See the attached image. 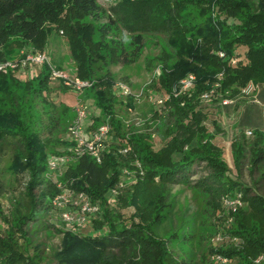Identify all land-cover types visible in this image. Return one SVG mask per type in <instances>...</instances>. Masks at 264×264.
<instances>
[{
  "label": "trees",
  "instance_id": "16d2710c",
  "mask_svg": "<svg viewBox=\"0 0 264 264\" xmlns=\"http://www.w3.org/2000/svg\"><path fill=\"white\" fill-rule=\"evenodd\" d=\"M65 1L90 20L69 26L75 65L65 71L93 83L79 100L94 109L91 129L110 123V147L101 164L85 154L53 177L49 161L65 153L66 117L75 110L51 99L47 65L28 78L0 74V199L7 196L11 204L6 215L0 210V264H205L209 255L228 264H264L258 262L264 256V120L254 110L264 106V0H120L111 7L109 0ZM57 2L0 0V61L15 60L5 52L15 39L46 48L56 20L50 7ZM120 4L136 6L133 15L116 18L112 7ZM143 16L153 21L151 29ZM124 31L131 34L132 50L119 39ZM148 34L165 45L156 54L160 75L149 85L156 95L171 93L190 74L196 82L192 91L154 110V128L134 124L127 131L119 118L117 80L106 66L115 53L120 67L137 63ZM205 93H212L209 100ZM126 99L128 107L136 106L135 97ZM232 110L240 119L226 145L220 120ZM6 158L18 187L7 180ZM176 186L206 198L214 225L201 224L197 213L180 205ZM63 193H85L100 205L90 220L92 233L62 221L68 209H56L52 201ZM210 237L220 238L219 246Z\"/></svg>",
  "mask_w": 264,
  "mask_h": 264
},
{
  "label": "rangeland",
  "instance_id": "374dc122",
  "mask_svg": "<svg viewBox=\"0 0 264 264\" xmlns=\"http://www.w3.org/2000/svg\"><path fill=\"white\" fill-rule=\"evenodd\" d=\"M62 2L54 4L56 7H50L51 12L55 13V21H54V28L51 32V34L48 35L47 37V45L44 50H35L33 45H23L22 43H19V40L15 39L12 41V43L5 48V52L11 56L13 59L18 60L21 57H23L24 53L30 52V51H43L47 53L48 57L50 58V61L57 67H63L64 70H69L68 67L73 68L74 63L71 60V54H70V47H69V42L68 38L71 35V31L69 26L70 25H80L82 23H88L90 20L86 17H82V15H76L73 11H71L70 7L68 4H66L65 0H61ZM102 3L103 1L106 2L108 0H101ZM111 1L110 7L114 3H118L120 0H109ZM133 1L134 5H137L141 3V0H131ZM108 3V2H106ZM105 4V3H104ZM128 6L124 4H120L119 6L112 7L114 10L116 8L115 12V17L119 18V16H132L133 11L136 9V6ZM58 10V12H56ZM72 14V15H70ZM132 18V17H130ZM144 21L142 24H145L146 28L149 30L151 29V25L153 21H147L146 17L143 16L142 18ZM106 23V22H105ZM109 23V22H107ZM144 26V25H143ZM139 27V26H138ZM137 29V27H136ZM146 29V30H147ZM119 39L123 41L126 47H128L130 50H132V38L131 34L129 31L127 32H122L119 36ZM96 41L100 40V35L96 33L95 39ZM108 42L110 41L109 39H102V42ZM165 49L164 43L157 37H154L153 35H146L145 37V48L143 50L142 56L138 60L137 63L127 66V67H120L117 64V54H111L108 58V65L106 66L110 68L111 73L114 74L116 77L117 82H124L126 83L133 91L134 95H140L143 93L142 97L140 100H136V106L128 107V99L126 98H121L120 96H117V103L118 107H120L119 110V118L123 121L125 129L128 130H134L132 129L133 127L131 125H140L138 128L143 131H146L149 127L154 128L153 122L150 120L152 119V114H154V110H161L160 105H157L155 99L151 100L152 94L155 95L157 94V91L155 89H152L149 87L150 84L154 81V79L157 76V70L160 69L161 65H158L157 57L156 54L163 53ZM110 53H113L112 50L109 49ZM166 52V51H165ZM168 55V53H165ZM110 55V54H109ZM165 55V56H166ZM156 74V75H155ZM61 90L60 88H56L55 85H51V92H50V97L53 101L57 103H64L71 107L72 109L75 110L74 115L75 116H67L66 117V122L65 126L67 128L68 133L70 127L72 124L76 121L77 119V110L81 108V105H87L90 111H94L93 107L84 101V100H79V95L74 93L72 90H69L66 88V91L62 89V94L59 93L58 91ZM62 99V101H61ZM124 102L125 105H127L123 108L121 103ZM82 103V104H81ZM160 106V107H159ZM261 110L259 108H255V112H259L261 116H263L264 120V106H261ZM133 109V112H130V110ZM163 112V111H162ZM92 113V112H91ZM240 119V113H237V111L232 110V112L229 115H223L221 118V123L222 126L225 130V134L221 135L224 137V141L226 145H229L231 139L233 138L234 135V127L236 123H238ZM149 121V122H148ZM149 125V126H147ZM57 155V156H61ZM228 159L231 162V157L229 154H227ZM5 173L7 180L11 183H16L15 175L16 173L13 172L12 168V163L9 158H6L3 165H2ZM244 180L249 183L250 178L247 172V168H244ZM23 178L27 177V174L20 176ZM19 184L16 185L18 187ZM174 194L178 196L179 202L181 206H184L186 208H189L191 212L197 213L196 215L199 217V220L201 224L204 225H210L215 223L216 216L212 215V211L210 210L211 208L208 207V203L206 198L202 196L200 192H197L195 190H191L188 188H183L182 186H176L173 190ZM0 210H3L4 214L6 215L9 210L11 209V204H10V198L5 196L0 199ZM226 207V206H225ZM227 210V207L225 208L224 211H222L221 214H217L218 217L221 216L223 213L225 214V211ZM215 220V221H214ZM5 227L4 222L2 221L1 214H0V229H3ZM93 230V223L90 222V224L85 227L82 232L85 234L92 233ZM211 238V237H210ZM211 240H213V243L216 246H219L220 241L218 240L217 237H212ZM54 243L56 245L59 244V239L56 238L54 239ZM217 256L209 255L207 257V261L205 264H219L217 261ZM264 263V262H263ZM228 264V263H227Z\"/></svg>",
  "mask_w": 264,
  "mask_h": 264
},
{
  "label": "built area",
  "instance_id": "2783aa9c",
  "mask_svg": "<svg viewBox=\"0 0 264 264\" xmlns=\"http://www.w3.org/2000/svg\"><path fill=\"white\" fill-rule=\"evenodd\" d=\"M220 56L224 57V53H220ZM233 63H236V60H234ZM46 65L49 66L51 85H63L77 95L82 94L93 85V83L88 80L71 78L65 70L59 69L51 64L47 53L40 51L24 53L23 57L18 60L0 61V74L14 72L22 78H28L37 76ZM157 73V76L160 75L159 69ZM195 82L196 76L190 74L182 79L171 93L160 97L156 94H152L151 100L154 98L157 105H165L173 96L177 97L192 91ZM115 90L118 96L124 98L133 96L136 100H140L143 95V93L137 96L134 95L132 89L122 81L115 84ZM212 93H205L203 99L205 101L209 100ZM231 102L232 101L229 99H224L223 104L228 105L231 104ZM130 112H133V109H131ZM91 115L92 113L87 105L82 104L81 108L77 110V119L72 124L65 137V141L67 142L65 153L61 156H54L49 161V171L53 177L62 174L64 167L85 154L90 155L99 164L103 162L104 153L108 152V148L110 147L111 125L109 122H103L97 129H91L93 125L92 120L89 125H84ZM247 135H252V131L247 130ZM120 152L126 154L128 151L121 150ZM137 165L140 166L139 163H137ZM124 174L128 177L131 176V172L128 169L124 170ZM127 178L122 180L119 185L112 190L111 201H116L120 189L125 187ZM236 203H232L231 205H235ZM52 205L56 209H68L62 213V221L70 228L76 225L77 229L80 231L87 227L90 224V220L98 216L101 211L100 205L94 203L85 193H78L76 195L59 194L53 199ZM218 240H220V238H218ZM216 259L221 264L228 263V259L221 256H217ZM258 262H264V256L260 257Z\"/></svg>",
  "mask_w": 264,
  "mask_h": 264
},
{
  "label": "crops",
  "instance_id": "0c3cea01",
  "mask_svg": "<svg viewBox=\"0 0 264 264\" xmlns=\"http://www.w3.org/2000/svg\"><path fill=\"white\" fill-rule=\"evenodd\" d=\"M29 73H30V72H29ZM29 73H28V75H29ZM55 87H56L57 89L60 88L58 84H56ZM58 92L62 94V91H61V90H59ZM61 101H62V99H61ZM90 110H91V109H90ZM91 112H93V111H91ZM90 121H91V116H90L89 119L84 123V125H87V124L89 125Z\"/></svg>",
  "mask_w": 264,
  "mask_h": 264
}]
</instances>
